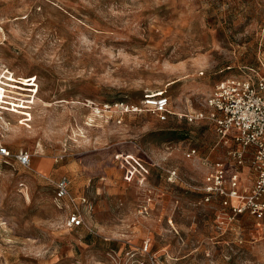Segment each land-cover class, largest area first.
Listing matches in <instances>:
<instances>
[{
  "label": "rangeland",
  "instance_id": "1",
  "mask_svg": "<svg viewBox=\"0 0 264 264\" xmlns=\"http://www.w3.org/2000/svg\"><path fill=\"white\" fill-rule=\"evenodd\" d=\"M258 76L264 0H0V136L33 155L0 166V264H264V224L217 226L203 187L223 153L182 117ZM159 93L167 122L112 109ZM62 177L74 202L55 200Z\"/></svg>",
  "mask_w": 264,
  "mask_h": 264
},
{
  "label": "built area",
  "instance_id": "2",
  "mask_svg": "<svg viewBox=\"0 0 264 264\" xmlns=\"http://www.w3.org/2000/svg\"><path fill=\"white\" fill-rule=\"evenodd\" d=\"M204 107L182 116L188 124H210L216 134V147L223 153V157L210 165L203 187L204 202L220 200L221 210L217 217L220 229L229 227L244 213H250L261 226L264 224V76L255 79L234 77L218 82L205 100ZM112 109L127 114L146 111L160 122H167L175 115L170 97L165 93L146 96L140 106L122 102L112 106ZM1 137L0 166L13 161L29 169L33 155L27 151L12 153ZM198 154L195 148L186 152L189 159L198 157ZM246 167L249 180L253 181L249 190L241 183ZM171 176H177L176 172H171ZM53 185L56 201L74 202L66 177L53 182ZM84 223L80 210L76 209L69 217L68 227L79 228Z\"/></svg>",
  "mask_w": 264,
  "mask_h": 264
},
{
  "label": "crops",
  "instance_id": "3",
  "mask_svg": "<svg viewBox=\"0 0 264 264\" xmlns=\"http://www.w3.org/2000/svg\"><path fill=\"white\" fill-rule=\"evenodd\" d=\"M221 156H223V154L222 155H220L219 157H221ZM249 180V170L247 169V168H245L244 170H243V174H242V176H241V183L244 185V181L245 180Z\"/></svg>",
  "mask_w": 264,
  "mask_h": 264
},
{
  "label": "bare ground",
  "instance_id": "4",
  "mask_svg": "<svg viewBox=\"0 0 264 264\" xmlns=\"http://www.w3.org/2000/svg\"><path fill=\"white\" fill-rule=\"evenodd\" d=\"M1 99H4V94H3L2 89L0 88V105L2 103V100Z\"/></svg>",
  "mask_w": 264,
  "mask_h": 264
}]
</instances>
